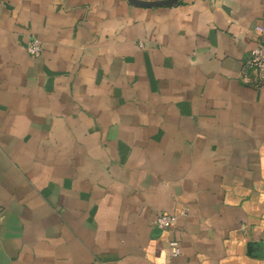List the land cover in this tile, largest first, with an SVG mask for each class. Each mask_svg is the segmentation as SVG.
<instances>
[{
    "label": "crops",
    "instance_id": "obj_1",
    "mask_svg": "<svg viewBox=\"0 0 264 264\" xmlns=\"http://www.w3.org/2000/svg\"><path fill=\"white\" fill-rule=\"evenodd\" d=\"M258 42L264 0H0V264H264Z\"/></svg>",
    "mask_w": 264,
    "mask_h": 264
},
{
    "label": "built area",
    "instance_id": "obj_2",
    "mask_svg": "<svg viewBox=\"0 0 264 264\" xmlns=\"http://www.w3.org/2000/svg\"><path fill=\"white\" fill-rule=\"evenodd\" d=\"M42 51L41 44L38 40L33 39L27 47V52L30 56L37 57ZM248 71H253L256 76V85L261 86L264 81V43L258 42L251 51L249 59L246 61L241 80L249 83L250 79ZM178 217L176 215L160 214L155 219V226L159 229H164L176 224ZM169 249L172 256H178L181 253L178 241H169Z\"/></svg>",
    "mask_w": 264,
    "mask_h": 264
},
{
    "label": "water",
    "instance_id": "obj_3",
    "mask_svg": "<svg viewBox=\"0 0 264 264\" xmlns=\"http://www.w3.org/2000/svg\"><path fill=\"white\" fill-rule=\"evenodd\" d=\"M129 3L139 7L146 8H157V7H167L178 3L181 0H127Z\"/></svg>",
    "mask_w": 264,
    "mask_h": 264
}]
</instances>
